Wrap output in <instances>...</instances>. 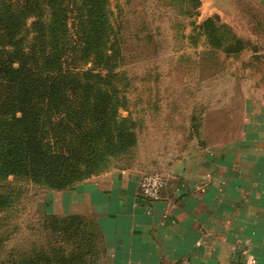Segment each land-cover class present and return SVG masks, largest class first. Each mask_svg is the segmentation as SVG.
I'll return each instance as SVG.
<instances>
[{"label": "trees", "instance_id": "obj_1", "mask_svg": "<svg viewBox=\"0 0 264 264\" xmlns=\"http://www.w3.org/2000/svg\"><path fill=\"white\" fill-rule=\"evenodd\" d=\"M169 2L189 5L191 17L201 5ZM112 15L110 0H0V215L17 198L9 178L67 190L135 147L138 124L120 112L124 44ZM199 29L217 48L228 42V55L246 48L217 15ZM42 226L48 240L9 249L0 264H104L93 219L45 216Z\"/></svg>", "mask_w": 264, "mask_h": 264}, {"label": "crops", "instance_id": "obj_2", "mask_svg": "<svg viewBox=\"0 0 264 264\" xmlns=\"http://www.w3.org/2000/svg\"><path fill=\"white\" fill-rule=\"evenodd\" d=\"M244 1L261 16H252L255 35L248 42L259 64L264 0ZM200 4L203 13L219 18L243 12L234 0ZM256 73L264 76V68ZM249 91L255 99L248 100L242 136L213 148L196 139L171 153L158 201L140 193L147 173L113 169L49 192L56 216L93 219L104 236L106 264H264V85L250 84Z\"/></svg>", "mask_w": 264, "mask_h": 264}, {"label": "rangeland", "instance_id": "obj_3", "mask_svg": "<svg viewBox=\"0 0 264 264\" xmlns=\"http://www.w3.org/2000/svg\"><path fill=\"white\" fill-rule=\"evenodd\" d=\"M234 5L243 12L234 18L230 12L220 20L246 48L228 55L222 49L228 42L217 48L199 29L205 19L215 16L200 8L191 17L189 5L169 0H110L112 21L124 44L127 87L123 91L128 107L120 112L123 116L129 112L138 124L136 145L87 180L113 169L164 176L162 166L184 145L197 139L208 148L227 147L242 136L248 100L250 96L255 99L249 85H264V76L256 73V68H264V61L258 64L249 56L248 42L255 35L253 25L260 14L250 11L244 0H234ZM9 185L17 198L0 215V259L9 249L48 240L42 233L43 219L57 215L53 196L45 187L13 178Z\"/></svg>", "mask_w": 264, "mask_h": 264}, {"label": "built area", "instance_id": "obj_4", "mask_svg": "<svg viewBox=\"0 0 264 264\" xmlns=\"http://www.w3.org/2000/svg\"><path fill=\"white\" fill-rule=\"evenodd\" d=\"M166 180L158 173H150L143 176L140 181V193L149 201H158L161 191L166 186Z\"/></svg>", "mask_w": 264, "mask_h": 264}]
</instances>
